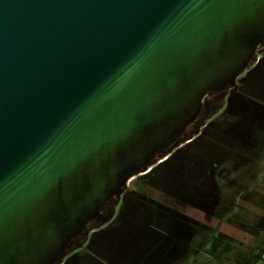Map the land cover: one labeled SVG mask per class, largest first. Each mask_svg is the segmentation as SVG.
Listing matches in <instances>:
<instances>
[{
    "label": "water",
    "instance_id": "1",
    "mask_svg": "<svg viewBox=\"0 0 264 264\" xmlns=\"http://www.w3.org/2000/svg\"><path fill=\"white\" fill-rule=\"evenodd\" d=\"M263 43L264 0H0V264H59Z\"/></svg>",
    "mask_w": 264,
    "mask_h": 264
},
{
    "label": "rangeland",
    "instance_id": "2",
    "mask_svg": "<svg viewBox=\"0 0 264 264\" xmlns=\"http://www.w3.org/2000/svg\"><path fill=\"white\" fill-rule=\"evenodd\" d=\"M263 46L256 50L263 57L260 64L237 75V89L227 86L220 110L188 125L186 137L207 122L192 141L185 147L183 142L173 145L167 155L149 165L150 174L134 176H154L147 181L152 190L140 196L162 201L165 195L169 204L139 199L131 190L139 181L133 180L107 205L100 222L104 227L90 231L82 243L88 253L76 255L73 264H98L101 253L92 254L94 258L89 247L100 241L109 249V264H222L231 243L264 235ZM158 184L172 189L174 195L166 189V194L161 192ZM179 196L178 203L173 198ZM97 223L93 220L89 227ZM95 231L97 237L92 236ZM74 251L61 262H70Z\"/></svg>",
    "mask_w": 264,
    "mask_h": 264
},
{
    "label": "flooded vegetation",
    "instance_id": "3",
    "mask_svg": "<svg viewBox=\"0 0 264 264\" xmlns=\"http://www.w3.org/2000/svg\"><path fill=\"white\" fill-rule=\"evenodd\" d=\"M262 45H264V43L263 44H261L260 46H262ZM260 46H258V47H260ZM262 52H264V46H263V51ZM262 52H260V53H262ZM258 53V54H257ZM263 59V57L259 54V52L258 51H256L255 52V56H254V59H253V61L251 62V63H249V67L251 66V68L252 67H256L257 65H259L260 64V62H261V60ZM247 66V67H248ZM232 87H234L235 89H237L238 88V85L236 84L235 86H232ZM226 90H227V87H225V88H223L222 90H219V91H216V92H213L212 94H210V95H208V96H205L204 98H203V102H202V104H201V107H200V109H199V111H198V113H197V115H196V117L195 118H198V117H207L208 115H210L209 117H212L215 113H217L219 110H220V108H221V106H222V103H223V97H224V93L226 92ZM210 119V118H209ZM209 121V120H208ZM207 123V122H206ZM205 123V124H206ZM190 124V123H189ZM188 124V125H189ZM205 124H203L201 127H200V130H202L203 129V127L205 126ZM188 125H187V127L184 129V131H183V136H185L186 135V132L188 131ZM200 130L197 132V133H199L200 132ZM196 133V134H197ZM196 134H194L191 138H190V140H186V141H184L181 145L182 146H184L185 147V145L186 144H188V143H190L191 141H192V139H193V137L196 135ZM169 159V158H168ZM167 159V160H168ZM164 161H166L165 159H163L161 162H164ZM152 172V168L151 169H149L148 171H147V173H151ZM141 175V174H140ZM140 175H138V176H140ZM154 178V176H152V177H150V176H148V175H146V176H142V177H138V178H136V177H134L133 179H130L128 182H127V186L126 187H131V185H132V183L135 181V180H138L139 181V183L135 186V187H131V190H133L134 189V191H136L135 193H136V195H137V197L139 198V199H144L145 201H148L149 203H150V201L151 200H155L154 201V203L156 202V205H163V206H167L169 203H167V201H168V199H169V197L167 196V198H165L166 196L164 195V198H163V200L162 201H159V199H151L150 197L149 198H142L141 196H140V194L141 193H143L144 195H146L145 193H146V190H152L151 189V186L153 185L152 183H147V181L150 179H153ZM134 180V181H133ZM132 182V183H131ZM156 185V184H155ZM158 185H160V187H158V188H160V190H161V192L162 191H164V193H165V191L166 190H168L165 186H161V184H158ZM148 186H150V187H148ZM126 187H125V189H126ZM169 188V187H168ZM125 189H124V191H125ZM166 189V190H165ZM154 190H156V189H154ZM158 191V190H157ZM168 191H170V192H172V189H169ZM167 192V191H166ZM166 194V193H165ZM172 195H174L173 194V192H172ZM113 199H115V201H116V198H113ZM113 199H111V200H109L108 202H106L102 207H101V221L102 220H104L105 219V212L106 211H108L107 209V205L108 204H110V202L113 200ZM174 200H176L177 202L178 201H180L179 199H180V196H179V198H173ZM165 200V201H164ZM171 200V199H170ZM182 200V199H181ZM159 202H162V203H159ZM179 203V202H178ZM170 207V206H169ZM150 208V207H149ZM99 223V224H98ZM97 224H95L94 226H90L89 227V224L87 225V227H86V229H89V231H88V233L86 234V230L84 231V233L83 234H80V235H78L77 237H75L74 239H73V241H72V243H71V245H70V250L72 249L73 251L74 250H77V249H81L79 252H87L86 250V248H85V246L82 244L84 241H85V239H86V237H88L89 236V233H91L90 231H94L95 230V228L97 227V226H100V228L102 229V227H104V224H101L100 225V222H98ZM92 244H90V251H92V253L91 252H89V254H97V253H101V257H102V259H101V261L99 260V261H97L98 262V264H109V263H107L108 261H106L107 259H109V260H111L110 259V257H109V254H110V252L109 251H106L108 248H106L105 246H103V245H101V241H100V244H98V245H92ZM92 249V250H91ZM98 251V252H97ZM76 251H74L73 252V255H71V257H73L74 256V253H75ZM88 253V252H87ZM93 256V255H92ZM94 257V256H93ZM95 258V257H94ZM69 259V258H68ZM92 259V258H91ZM69 260H71V259H69ZM59 264H63V262H60ZM111 264H114V263H111Z\"/></svg>",
    "mask_w": 264,
    "mask_h": 264
},
{
    "label": "trees",
    "instance_id": "4",
    "mask_svg": "<svg viewBox=\"0 0 264 264\" xmlns=\"http://www.w3.org/2000/svg\"><path fill=\"white\" fill-rule=\"evenodd\" d=\"M264 260V235L246 243H231L222 264H258Z\"/></svg>",
    "mask_w": 264,
    "mask_h": 264
}]
</instances>
